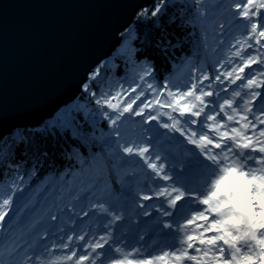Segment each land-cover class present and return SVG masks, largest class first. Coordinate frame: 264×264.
<instances>
[{
  "label": "snow or ice",
  "instance_id": "snow-or-ice-1",
  "mask_svg": "<svg viewBox=\"0 0 264 264\" xmlns=\"http://www.w3.org/2000/svg\"><path fill=\"white\" fill-rule=\"evenodd\" d=\"M165 3L160 0L152 17L161 14ZM231 15L240 35L229 41L218 38L219 47L227 45L225 54L211 70L208 66L194 68L183 86L152 82L153 66L148 63L141 68V83L135 87L98 95L90 83L98 70L83 85L97 106L95 115L102 116L111 129L104 144L117 156L123 153L120 159L138 158L136 163L145 171L134 206L142 210L140 215L151 217L147 209L153 208L152 201H159L154 207L156 224L174 233L179 247L139 259L106 254L105 249L121 252L124 241L114 236L113 228L124 216L122 210L98 197L91 185L72 191L67 204L52 206L39 215L32 227L40 226L35 248L42 251L25 252L18 264H264V0H238ZM155 27L163 31L158 20ZM220 27L223 30L224 25ZM171 46L163 36L157 44L165 52ZM129 47L127 59L135 63L140 49ZM92 113L89 109L86 116ZM126 122L154 123L157 130L129 142L121 131ZM91 123L94 127L95 121ZM84 127L61 113L40 131L46 137L50 134L53 141L72 140L82 149ZM159 129L171 133L170 140L178 135L180 144L191 146L177 163L170 165L166 156L153 152V137L162 135ZM113 132L115 140L110 139ZM23 140L22 136L14 138L15 143ZM91 147L94 152L95 144ZM36 153L38 157L48 155L39 147ZM6 154L7 150L0 157ZM80 164H88L83 152ZM13 191H19L15 184L0 193V226L12 210ZM30 200L16 211L28 208ZM84 200L88 210L81 207L77 211V204ZM97 214L104 218L103 234L79 227L84 218ZM138 239L143 241L144 235ZM46 255L50 257L47 261L43 259Z\"/></svg>",
  "mask_w": 264,
  "mask_h": 264
},
{
  "label": "trees",
  "instance_id": "trees-1",
  "mask_svg": "<svg viewBox=\"0 0 264 264\" xmlns=\"http://www.w3.org/2000/svg\"><path fill=\"white\" fill-rule=\"evenodd\" d=\"M236 2L238 0H199V3L197 0H166L161 14L152 17L151 12L160 4V0H154L137 12L129 27L121 33L119 45L92 70L85 83H89V77L98 70L96 80L90 82L91 90L98 95L101 92L115 93L121 87L128 88L129 85L135 87L137 83H141V68L148 63L153 66L152 82L161 86L168 82L173 86H183L194 68L208 66L211 70V65L225 54L227 45L219 47L216 43L218 38L229 41L232 36L240 35L237 22L232 21L231 15ZM157 20L163 31L155 27ZM221 25H224L223 30ZM162 36L171 41L172 46L167 52L157 47ZM129 45L140 49V59L135 63L127 59ZM83 85L79 94L57 109L51 118L38 126L16 129L0 140V153L7 150V154L0 157V193L11 189L13 184L19 189L11 192L13 214L0 226V264L8 262L17 240L22 237L23 228L34 233L38 226L32 225L39 215L52 206L67 204L72 191L79 192L95 185L94 191L98 197L112 193L121 199L125 186H132L135 178L142 177V173H145L136 163L138 158L120 159L123 153L117 156L104 144L109 139L111 129L102 116L95 115L97 106L92 96L83 90ZM89 109L93 113L86 116ZM61 113L77 125H86L82 149H77V143L72 140L53 141L50 134L46 137L40 131L48 121ZM93 120L94 127L91 123ZM154 125L156 124L126 122L121 131L129 142L139 141L141 135L152 136L156 131ZM146 128L152 131L145 133ZM171 135L163 133L168 140ZM17 136L24 137V140L15 143L14 138ZM110 139H116L114 132ZM172 140L177 144L182 138L177 135ZM92 143L95 144L94 152ZM159 146L153 152L166 156ZM37 147L48 155L38 157ZM81 152L88 159V164L83 167L80 164ZM93 155L95 160L92 159ZM125 160L129 162L125 163ZM139 191L134 187L132 193L136 196ZM29 197V207L17 212L16 209L23 207ZM91 198L89 195V199ZM83 202L88 203L87 200Z\"/></svg>",
  "mask_w": 264,
  "mask_h": 264
},
{
  "label": "water",
  "instance_id": "water-1",
  "mask_svg": "<svg viewBox=\"0 0 264 264\" xmlns=\"http://www.w3.org/2000/svg\"><path fill=\"white\" fill-rule=\"evenodd\" d=\"M154 0H0V140L80 92Z\"/></svg>",
  "mask_w": 264,
  "mask_h": 264
},
{
  "label": "rangeland",
  "instance_id": "rangeland-1",
  "mask_svg": "<svg viewBox=\"0 0 264 264\" xmlns=\"http://www.w3.org/2000/svg\"><path fill=\"white\" fill-rule=\"evenodd\" d=\"M259 106V105H258ZM154 129L157 130V125H154ZM162 135H160L158 138L153 137L152 139V148L154 149L157 147V145L160 147L161 151H163L168 158L169 164L177 163L181 159H183L184 154L186 153V150L188 148H191V146H184V144L177 143L173 140H168L166 137L163 136L164 130L159 129L158 130ZM171 134V133H170ZM153 135V134H151ZM172 136V135H171ZM176 144V145H175ZM175 157V159H173ZM177 169L179 170V164H177ZM146 179V176H145ZM144 179V180H145ZM135 181H138V183L133 184L132 186L128 185L124 188V198L117 202L115 199L116 197L111 193L110 195L101 197L109 202V204L117 209L122 210V214L124 216V219L116 224L113 228L114 236L120 237L124 242L127 241H140L138 238L140 235H144L146 237L148 233L153 232V235L156 238L162 237V235L166 234V231L168 230H162L159 228L156 224V221L158 219V214L154 211V207L159 203V201H152L153 208L147 209L148 211H152L153 215L151 217L148 216H142L140 215L141 209L133 206V203L136 199L132 197V191L135 188L141 189L143 188V179L142 178H135ZM140 189V190H141ZM264 191V189H262ZM88 203H80L76 210L79 211L81 207H83L85 210H88L87 208ZM13 214L12 210L9 212L8 217L6 220ZM103 221L104 218L97 214L96 216L89 215V217L84 218L83 222L79 224L80 228H83L85 230H89L91 233H95L97 235L103 234ZM148 227V229H145L144 227ZM39 228V225H38ZM24 232L22 234V237H20L16 244L14 249L11 251L9 257H8V263L7 264H18V262L23 257L24 253L27 252L28 255H32L33 251H42V248L36 249L35 248V242L36 237L29 238L28 231L23 228ZM40 231V229H39ZM1 236V234H0ZM33 236V234H32ZM158 243V241H157ZM179 245V243H178ZM139 246L137 244L132 245V247L127 248L126 251H132L133 248H138ZM179 247V246H178ZM162 253V249L158 254ZM60 253H56V255H59ZM157 255V254H156ZM50 258L47 255L43 257V259ZM188 264H192V262H189Z\"/></svg>",
  "mask_w": 264,
  "mask_h": 264
},
{
  "label": "bare ground",
  "instance_id": "bare-ground-1",
  "mask_svg": "<svg viewBox=\"0 0 264 264\" xmlns=\"http://www.w3.org/2000/svg\"><path fill=\"white\" fill-rule=\"evenodd\" d=\"M170 237H171V235L168 232L167 236H165L163 239H167V241H169ZM163 239L162 238H155V237H147L143 241H140L139 244L140 245L143 244V247L148 249V251H146L147 253H153V255H155L156 252L160 251L161 249H165L167 247V245L165 243L162 244L163 243ZM157 241L158 242L160 241V243H157ZM124 243L121 245V247L126 245V242H124ZM132 243L134 244V242H132ZM151 245H154L155 247H152ZM169 251H173V250L169 249ZM105 252H106V250H105ZM125 259H128V258L125 257Z\"/></svg>",
  "mask_w": 264,
  "mask_h": 264
}]
</instances>
